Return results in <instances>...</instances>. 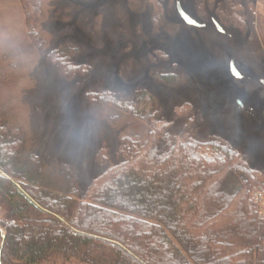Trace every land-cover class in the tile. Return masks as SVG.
<instances>
[{"label": "rangeland", "instance_id": "1", "mask_svg": "<svg viewBox=\"0 0 264 264\" xmlns=\"http://www.w3.org/2000/svg\"><path fill=\"white\" fill-rule=\"evenodd\" d=\"M39 1L46 51L72 44L74 59L91 67L66 81L28 38L20 0H0V115L26 133L48 188L66 189L65 164L84 188L100 171L102 143L113 157L120 135L147 133L136 117L90 107L85 92L99 89L144 92L167 119L195 111L198 137L217 138L264 174V0H230L237 23L223 19L225 0ZM173 127L179 132L182 120Z\"/></svg>", "mask_w": 264, "mask_h": 264}, {"label": "trees", "instance_id": "2", "mask_svg": "<svg viewBox=\"0 0 264 264\" xmlns=\"http://www.w3.org/2000/svg\"><path fill=\"white\" fill-rule=\"evenodd\" d=\"M20 2L28 38L60 75L86 76L91 67L74 59L72 44L46 51L36 27L40 1ZM225 3L223 19L237 23L240 7ZM153 8L159 22L162 11ZM84 96L92 108L144 121L148 131L120 135L113 157L102 143L100 171L84 188L65 164L61 191L48 188L43 161L26 152V133L0 115V264H264V217L252 197L264 174L217 138L198 137L195 111L182 107L167 119L144 92Z\"/></svg>", "mask_w": 264, "mask_h": 264}, {"label": "built area", "instance_id": "3", "mask_svg": "<svg viewBox=\"0 0 264 264\" xmlns=\"http://www.w3.org/2000/svg\"><path fill=\"white\" fill-rule=\"evenodd\" d=\"M254 200L260 208L261 213L264 215V191L259 190L254 192Z\"/></svg>", "mask_w": 264, "mask_h": 264}, {"label": "water", "instance_id": "4", "mask_svg": "<svg viewBox=\"0 0 264 264\" xmlns=\"http://www.w3.org/2000/svg\"><path fill=\"white\" fill-rule=\"evenodd\" d=\"M233 71H235V72H236V69L234 68V66H233Z\"/></svg>", "mask_w": 264, "mask_h": 264}]
</instances>
